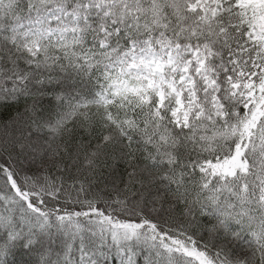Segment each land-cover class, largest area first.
Returning <instances> with one entry per match:
<instances>
[{"label": "snow or ice", "instance_id": "1", "mask_svg": "<svg viewBox=\"0 0 264 264\" xmlns=\"http://www.w3.org/2000/svg\"><path fill=\"white\" fill-rule=\"evenodd\" d=\"M0 264H264V0H0Z\"/></svg>", "mask_w": 264, "mask_h": 264}]
</instances>
